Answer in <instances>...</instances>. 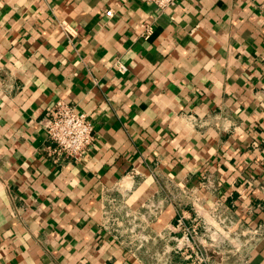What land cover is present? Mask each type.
Wrapping results in <instances>:
<instances>
[{
    "label": "crops",
    "instance_id": "1",
    "mask_svg": "<svg viewBox=\"0 0 264 264\" xmlns=\"http://www.w3.org/2000/svg\"><path fill=\"white\" fill-rule=\"evenodd\" d=\"M262 1L0 0V264H186L181 217L208 264H264Z\"/></svg>",
    "mask_w": 264,
    "mask_h": 264
},
{
    "label": "built area",
    "instance_id": "2",
    "mask_svg": "<svg viewBox=\"0 0 264 264\" xmlns=\"http://www.w3.org/2000/svg\"><path fill=\"white\" fill-rule=\"evenodd\" d=\"M145 1L158 6L162 10H167L174 7L179 0ZM261 10L264 14V0L261 3ZM107 15L112 16V11H108ZM60 25L66 34L75 36V29L67 22H61ZM142 30V36L146 40L153 34V26L150 23L142 24ZM118 69L121 72L127 71V67L121 63L118 64ZM45 129L48 139L52 143L50 152L58 157L79 160L87 153L93 142L94 127L88 115L78 111L75 104L65 101L57 102L50 109L45 120ZM178 223L184 234L177 240L176 253L186 259V264H208L210 257L199 248L200 241L197 239L199 231L196 226L185 228L184 217H181ZM187 248L188 250H186Z\"/></svg>",
    "mask_w": 264,
    "mask_h": 264
},
{
    "label": "rangeland",
    "instance_id": "3",
    "mask_svg": "<svg viewBox=\"0 0 264 264\" xmlns=\"http://www.w3.org/2000/svg\"><path fill=\"white\" fill-rule=\"evenodd\" d=\"M229 238H226V243H227V249H230L231 247L229 246V245H231V243H230V241H227ZM244 239H246V238H244ZM219 242V241H218ZM221 243H223V241L221 242ZM225 243V244H226ZM212 254H214V253H212ZM227 255H229V254H227Z\"/></svg>",
    "mask_w": 264,
    "mask_h": 264
},
{
    "label": "water",
    "instance_id": "4",
    "mask_svg": "<svg viewBox=\"0 0 264 264\" xmlns=\"http://www.w3.org/2000/svg\"><path fill=\"white\" fill-rule=\"evenodd\" d=\"M211 257H215V254H210Z\"/></svg>",
    "mask_w": 264,
    "mask_h": 264
}]
</instances>
